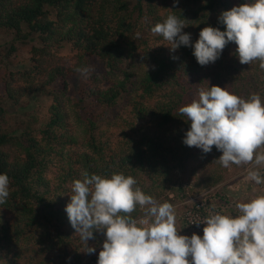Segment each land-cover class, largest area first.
Instances as JSON below:
<instances>
[{"label": "trees", "instance_id": "1", "mask_svg": "<svg viewBox=\"0 0 264 264\" xmlns=\"http://www.w3.org/2000/svg\"><path fill=\"white\" fill-rule=\"evenodd\" d=\"M243 2L0 0V30L13 33L20 42L39 39L31 46L29 66L12 74L25 86L15 87V78L6 81L9 99L17 103L24 96H52L38 133L27 126L14 134L0 126V173L10 181L9 197L0 205V264H97L103 232H94L88 243L96 252L87 253L65 211L73 181L82 171L123 172L134 177L145 194L171 200L169 196L198 195L222 183L232 167L244 166L223 167L215 146L209 153L186 146L183 137L190 123L179 108L198 99L207 80L242 97L256 93L264 98L259 61L229 66L226 53L237 47L233 42L215 63L201 66L191 47L181 46L173 53L168 42L151 31L174 14L184 20L183 31L195 41L205 26L223 30L218 22L221 11ZM65 46L72 55L61 54ZM92 57L101 60L106 71L91 76L95 85L84 92L86 99L105 111L122 100L126 103L109 120L81 107L79 97L73 104L78 128L72 131L66 79L88 67ZM141 58L153 65L136 70ZM58 82L62 89L55 90ZM103 82H108L105 87ZM3 110L0 103V116ZM143 214L138 206L131 215L138 219Z\"/></svg>", "mask_w": 264, "mask_h": 264}, {"label": "clouds", "instance_id": "2", "mask_svg": "<svg viewBox=\"0 0 264 264\" xmlns=\"http://www.w3.org/2000/svg\"><path fill=\"white\" fill-rule=\"evenodd\" d=\"M218 22L223 30L205 26L195 41L183 31L184 20L174 14L162 18L151 31L167 41L173 53L181 46L191 47L201 66L215 63L226 45L234 42L241 64L259 61L264 69V0H244L222 10ZM92 70L78 69L84 77ZM207 82L198 99L179 108L190 123L183 143L203 153L215 146L222 153L217 160L225 168L252 163L249 177L264 184V151H258L264 148V98L256 93L242 97L227 86ZM9 183L8 175L0 173V205L9 197ZM136 185V179L123 172L102 175L85 170L73 181L65 211L87 253L96 252L88 243L94 232H103L97 264H264V195L237 203L236 213L210 212L192 222L204 225L203 235L189 236L179 234L171 203L158 202ZM138 206L143 219L131 215Z\"/></svg>", "mask_w": 264, "mask_h": 264}, {"label": "rangeland", "instance_id": "3", "mask_svg": "<svg viewBox=\"0 0 264 264\" xmlns=\"http://www.w3.org/2000/svg\"><path fill=\"white\" fill-rule=\"evenodd\" d=\"M38 44L39 39L36 37L20 42L14 39L13 33L0 30V101L4 109L0 116V126L14 134H20L27 126L32 128L34 134L38 133V130L42 128V125L47 119L48 107L52 103V96H49L46 93L45 95L40 94L33 98H28L26 96L20 97V100L15 103L13 100L9 99L5 88L6 81H9L10 78H15L13 79V85L15 87L25 86V83L21 79L14 77L12 74L17 71H22L29 66L31 46ZM235 49L236 47H231L226 53L229 66H235L239 62L238 57L235 59L237 56L235 55ZM61 54L72 55L73 53L68 46H65L62 49ZM140 60L142 61L139 63L136 70L147 69L153 65L142 58ZM88 67L93 70L87 75V77H84L79 73L66 79L67 89L65 98L67 110L69 112V118L67 121L71 124L70 128L72 131H75V129L78 128L73 104L76 100L78 101L79 97H82L83 99L79 102L81 107H87L95 117L104 118L107 116V119L109 120H112L119 112H122L124 109L123 104L126 103L125 100H122L115 107L105 111L97 103L86 99L84 92L95 85L91 76L94 74H103L106 71L104 63L96 57L90 58ZM107 83L108 82H103L102 85L105 87ZM99 85L97 87H99ZM62 86V82H58L55 86V90L62 89ZM105 125L106 118L101 122L100 126L101 128H104ZM252 165V163H249L242 168L232 167L222 183L204 190L198 195L191 197L188 196L185 199H174V197L169 196L170 199L172 198V201L165 199H159L157 201L160 203L169 202L174 206L176 215L175 226L179 230V234L191 236L193 232H196L202 236L203 228L196 229L184 222L186 221L184 219V214L187 207L192 206L195 200L202 195L204 199L207 200L210 210L214 205H221L223 206L225 213H233V209L230 207L231 203L236 206L237 203L246 202L254 196L264 195L258 189L259 187L257 184L252 181L248 175V170L251 169ZM143 218H145V214L138 219ZM38 233L39 232H36L35 235L38 236ZM101 249L102 246L99 251ZM189 260H191V257H189Z\"/></svg>", "mask_w": 264, "mask_h": 264}, {"label": "built area", "instance_id": "4", "mask_svg": "<svg viewBox=\"0 0 264 264\" xmlns=\"http://www.w3.org/2000/svg\"><path fill=\"white\" fill-rule=\"evenodd\" d=\"M253 167L254 165L251 166V169ZM257 186L259 187L258 189L264 194V184H257ZM208 205L209 204L207 200L204 199V197L201 195V197L195 200L192 206L187 207V210L184 214V219L186 220L185 222L191 227H195L196 229H202L204 227L203 224L197 227L196 224L192 222L202 220L207 214L213 211H220L222 213H225V210L221 205H214L211 210L209 209L210 207ZM230 207L233 209V213L237 212V208L234 204L231 203Z\"/></svg>", "mask_w": 264, "mask_h": 264}, {"label": "crops", "instance_id": "5", "mask_svg": "<svg viewBox=\"0 0 264 264\" xmlns=\"http://www.w3.org/2000/svg\"><path fill=\"white\" fill-rule=\"evenodd\" d=\"M220 186V185H219Z\"/></svg>", "mask_w": 264, "mask_h": 264}]
</instances>
